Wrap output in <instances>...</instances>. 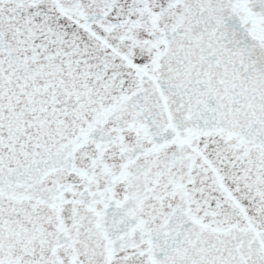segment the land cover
I'll list each match as a JSON object with an SVG mask.
<instances>
[{
    "label": "snow or ice",
    "instance_id": "6c2138e0",
    "mask_svg": "<svg viewBox=\"0 0 264 264\" xmlns=\"http://www.w3.org/2000/svg\"><path fill=\"white\" fill-rule=\"evenodd\" d=\"M0 264H264V0H0Z\"/></svg>",
    "mask_w": 264,
    "mask_h": 264
}]
</instances>
